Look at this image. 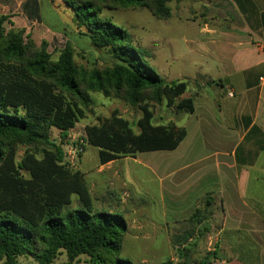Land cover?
<instances>
[{
    "label": "trees",
    "instance_id": "1",
    "mask_svg": "<svg viewBox=\"0 0 264 264\" xmlns=\"http://www.w3.org/2000/svg\"><path fill=\"white\" fill-rule=\"evenodd\" d=\"M168 1L66 0L79 25L89 30L83 36L114 60L112 68L94 70L89 84L79 80L69 45L53 61L47 43L37 48L33 41L24 39L23 32H6L8 17L0 16V262L19 264L22 256L32 255L38 264H53L65 252L68 260L61 264H74L81 256L89 257V264H135L121 255L127 228L124 216L95 210L82 174L65 167L64 150L49 138L51 129L61 131L65 138L84 118L81 105L86 107L90 102L84 84L88 92L107 97L111 89L126 91L134 105L143 100L146 91H152L158 103L166 101L169 107L194 113L192 99L178 101L187 92V83H167L144 61V53L132 48L124 29L98 19L104 5L148 8L167 18ZM141 110L143 116L135 123L138 133L117 115L86 130L87 143L99 150L101 165L141 153L175 151L185 140V128L155 125L149 107L141 106ZM20 145L30 150L18 164ZM40 146L45 147L42 159L35 152ZM73 196L79 203L76 206ZM211 206L209 199L204 210L192 215V231L173 241L182 261L177 264H211L217 257L214 250L194 262L192 249L196 244H189L197 227H202L200 236L210 231L205 222L213 215Z\"/></svg>",
    "mask_w": 264,
    "mask_h": 264
},
{
    "label": "rangeland",
    "instance_id": "2",
    "mask_svg": "<svg viewBox=\"0 0 264 264\" xmlns=\"http://www.w3.org/2000/svg\"><path fill=\"white\" fill-rule=\"evenodd\" d=\"M41 2L42 22H33L19 14L20 0L0 1L4 7H9L5 9L0 5V16L8 17L4 24L6 32H23L24 39L33 41L37 48L47 43V52L53 61H57L60 52L69 45L79 69V80L85 84L90 83L94 70L104 72L113 67L114 60L108 52L96 49L83 36L82 33L89 30L79 25L66 0ZM216 2L218 8H215ZM108 6L104 5L98 19L109 20L124 29L130 36L132 48L143 52L144 61L167 83H187V92L178 101L192 99L196 114L179 110L176 106L169 107L166 101L158 103L152 91H146L143 100L134 105L126 91L117 93L111 89L107 97L101 92H88L84 84V92L90 99L86 107L81 105L84 118L76 123L65 138H62L61 131L51 129L49 140L64 150L65 167L73 173L82 174L93 197L95 210L116 211L124 216L127 228L121 254L123 258L135 264H177L182 261L173 241L194 228L192 215L197 210H204L207 197L212 195L202 192L201 188L210 183L215 174L192 182L196 177L190 175L193 166L188 167L185 183L177 185L178 178L171 172L177 166L187 165L197 156L205 154V149L198 150L202 147L200 116L206 114L208 106L217 108L222 103L221 97H216L214 102L212 93L215 84L205 77L207 65L191 50V41L197 37L199 26H204L218 13L222 15L224 4L222 0H169L167 7L170 16L167 18L156 16L148 8L114 9ZM69 98L71 101L76 100ZM146 105L153 113L155 125L174 124L183 127L188 131V138L173 152L143 153L137 160H121L110 169L98 172L99 150L87 143L86 130L117 115L128 121L138 133L135 123L143 116L141 106ZM202 132L205 136V123ZM254 146L260 147L259 144ZM194 147L195 151H192ZM43 148L40 146L35 151L38 159H42ZM29 150L23 145L18 146V164ZM23 176L29 179L27 173L23 172ZM142 176L146 179L143 180ZM246 191V201L256 200L254 204L258 203V214L264 220V176L251 173ZM180 192L181 196H177ZM219 192L215 189L214 194L218 198L211 196L214 201L220 199ZM162 193L164 200L161 198ZM73 201V206L79 204L75 196ZM212 220H206L205 223H211L218 229L219 224ZM201 228L194 229V236L189 241V244H196L192 249V261L200 262L218 248L217 257L212 259L211 264H264V239L251 240L248 235L239 234L237 237L241 239L235 238L234 242L242 243L245 248L240 250L229 246L227 254L223 248L219 249V245L225 242L223 240L228 244L227 241L233 236H224L222 241H218L212 232L200 236L198 230ZM67 260L65 252H61L53 264L65 263ZM19 264L38 263L34 256L27 255L19 259ZM74 264H89V257L81 256Z\"/></svg>",
    "mask_w": 264,
    "mask_h": 264
},
{
    "label": "crops",
    "instance_id": "3",
    "mask_svg": "<svg viewBox=\"0 0 264 264\" xmlns=\"http://www.w3.org/2000/svg\"><path fill=\"white\" fill-rule=\"evenodd\" d=\"M222 1V15L218 13L204 26H199L197 37L191 41V50L207 65L205 77L215 84L212 98L215 102L216 97H221L222 103L217 108L208 106L206 114L200 116L202 147L198 150L205 149V154L187 165L177 166L171 175L178 178L177 185H183L188 167L193 166L190 175L196 177L192 182L215 174L201 191L212 194L213 198H218L215 189L221 191L220 199L214 201L211 196L206 199H211L213 212L207 220L213 218L212 222L219 224L218 229L207 224L209 232L218 241L224 236H233L227 239L228 244L223 240L225 242L219 245V249L223 248L229 254V246L245 248L242 243L234 242L235 238L241 239L237 237L239 234H246L251 240L264 239V220L258 214V203L254 204L255 199L246 201L251 173L264 176V0ZM19 4L20 15L33 22H42L41 0H20ZM218 7L216 2L215 8ZM193 114H196L195 110ZM204 123L205 136L202 132ZM188 136L187 131L185 140ZM139 155L100 164L98 172L110 169L121 160H137ZM142 179L146 177L142 176ZM178 194L181 196L182 192ZM161 198L164 200L163 193Z\"/></svg>",
    "mask_w": 264,
    "mask_h": 264
},
{
    "label": "built area",
    "instance_id": "4",
    "mask_svg": "<svg viewBox=\"0 0 264 264\" xmlns=\"http://www.w3.org/2000/svg\"><path fill=\"white\" fill-rule=\"evenodd\" d=\"M264 49V47H262ZM224 264V263H223Z\"/></svg>",
    "mask_w": 264,
    "mask_h": 264
}]
</instances>
